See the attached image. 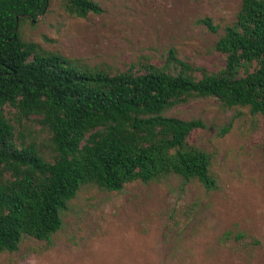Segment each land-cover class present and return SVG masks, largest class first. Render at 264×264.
<instances>
[{
  "label": "rangeland",
  "instance_id": "374dc122",
  "mask_svg": "<svg viewBox=\"0 0 264 264\" xmlns=\"http://www.w3.org/2000/svg\"><path fill=\"white\" fill-rule=\"evenodd\" d=\"M49 1L44 15L22 20L21 38L115 75L145 73L147 65L171 69L172 50L195 68L220 72L226 57L216 44L243 0H92L103 12L85 18L70 15L65 0ZM204 18L219 32L200 24ZM2 113L18 146L56 160L39 116L20 119L11 106ZM167 116L204 123L189 143L211 156L215 189L177 175L129 183L120 192L84 185L62 213L61 230L49 241L25 237L18 251L0 255V264H264V114L204 97Z\"/></svg>",
  "mask_w": 264,
  "mask_h": 264
},
{
  "label": "trees",
  "instance_id": "16d2710c",
  "mask_svg": "<svg viewBox=\"0 0 264 264\" xmlns=\"http://www.w3.org/2000/svg\"><path fill=\"white\" fill-rule=\"evenodd\" d=\"M49 5L0 0V255L18 251L25 237L49 241L87 184L120 192L129 183L177 175L215 189L211 156L189 143L205 125L167 116L174 107L214 97L225 107L264 114V0L242 1L216 44L226 57L218 73L179 60L174 50L171 69L147 65L145 73L112 75L83 68L21 38L22 20H36ZM64 7L80 18L103 12L92 0H65ZM199 23L219 32L211 18ZM5 106L17 109L20 119L40 117L52 134L53 163L34 146L16 144Z\"/></svg>",
  "mask_w": 264,
  "mask_h": 264
}]
</instances>
